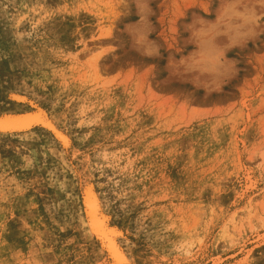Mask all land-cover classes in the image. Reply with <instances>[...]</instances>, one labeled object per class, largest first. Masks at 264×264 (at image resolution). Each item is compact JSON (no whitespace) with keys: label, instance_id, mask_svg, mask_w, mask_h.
I'll return each instance as SVG.
<instances>
[{"label":"rangeland","instance_id":"374dc122","mask_svg":"<svg viewBox=\"0 0 264 264\" xmlns=\"http://www.w3.org/2000/svg\"><path fill=\"white\" fill-rule=\"evenodd\" d=\"M25 112L0 264H264V0H0V115Z\"/></svg>","mask_w":264,"mask_h":264},{"label":"water","instance_id":"95a60500","mask_svg":"<svg viewBox=\"0 0 264 264\" xmlns=\"http://www.w3.org/2000/svg\"><path fill=\"white\" fill-rule=\"evenodd\" d=\"M39 123H45V120L43 118V115L37 112L0 115V131H23ZM88 205V202H86L85 208L88 219L92 223V226H94V230L96 231V233L101 237H105V223L102 222L101 225H96V223L91 220L92 216L94 218H97L98 214L96 215V212H94L93 214L90 211L91 209L88 207Z\"/></svg>","mask_w":264,"mask_h":264},{"label":"bare ground","instance_id":"6f19581e","mask_svg":"<svg viewBox=\"0 0 264 264\" xmlns=\"http://www.w3.org/2000/svg\"><path fill=\"white\" fill-rule=\"evenodd\" d=\"M48 126V124H47ZM31 128H27L23 131H27ZM23 131H0V135H12L13 133L15 132H23ZM92 194V193H91ZM88 195V194H87ZM92 196V195H91ZM93 197V196H92ZM87 199V198H86ZM87 201V200H86ZM88 207L91 209L90 211L94 214V212H96V215L98 214V217L97 218H94L92 216L91 220L96 223V225H101L102 222L104 220H102L101 218H99V210H100V207H99V203H98V200L96 199V197H94V201H91V199H89L88 201ZM94 207V208H93ZM103 216V215H102ZM101 219V220H100ZM87 224L89 226V230H90V233L91 235L95 236L96 235V231L94 230V226H92V223L90 222V220L87 218ZM110 230V229H109ZM111 231V230H110ZM110 231H108L110 233ZM107 232V231H106ZM112 232V231H111ZM111 234V233H110ZM106 237V236H105ZM104 237V238H105ZM108 239V237H106ZM110 239V238H109ZM107 241V240H106ZM109 241L111 242V244L109 245ZM110 246L109 248L111 249V251L114 253L113 254V258L115 260V262H117L118 264H121L124 260V255H123V252L121 251V249L118 247V244L116 241H112V240H108V244L107 246ZM126 260V259H125Z\"/></svg>","mask_w":264,"mask_h":264}]
</instances>
